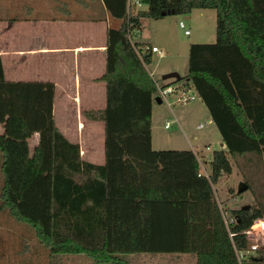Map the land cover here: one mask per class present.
<instances>
[{
	"label": "trees",
	"instance_id": "16d2710c",
	"mask_svg": "<svg viewBox=\"0 0 264 264\" xmlns=\"http://www.w3.org/2000/svg\"><path fill=\"white\" fill-rule=\"evenodd\" d=\"M139 1L144 9L102 0L119 19L106 29L98 77L104 106L81 111L103 122L100 164L81 160L78 144L55 126L54 84L6 80L0 60V209L29 225L49 251L83 253L97 263L127 264L123 253L186 252L194 264H236L233 245L246 244L239 231L261 213L228 209L234 219L226 227L212 184L230 173L227 154L264 152V0ZM192 8L214 9L215 37L189 43L186 73L173 81L197 92L224 143L212 150L207 175L191 149L151 147V54L146 49L140 58L135 47L148 45L128 34L142 18Z\"/></svg>",
	"mask_w": 264,
	"mask_h": 264
},
{
	"label": "rangeland",
	"instance_id": "374dc122",
	"mask_svg": "<svg viewBox=\"0 0 264 264\" xmlns=\"http://www.w3.org/2000/svg\"><path fill=\"white\" fill-rule=\"evenodd\" d=\"M138 27L137 39L144 44H155L162 50L161 54L151 51L150 61L146 63L151 70L153 79L160 84L173 81L174 78L162 79L161 74L175 70L180 76L187 70V51L189 43L212 42L214 40L215 12L213 8H192L189 12L179 14H165L158 18H142ZM181 20L183 26L177 22ZM183 28L189 29V34H183ZM143 46V45H140ZM173 68V69H169ZM166 70V71H164ZM172 80V81H171ZM156 95L155 92L153 96ZM152 96L151 102V125L152 147L157 149H171L187 147L191 143L198 157V161L210 170V163L206 162L205 155L212 148H218L220 135L213 124H207L198 128L194 127L196 120L202 119L201 114L207 111L199 97L181 104L173 103L168 107L163 101H156ZM169 99L172 96L168 97ZM99 102H77L75 109L86 110L88 105L98 106ZM91 110H94L91 109ZM73 110L64 113L62 107L56 103L53 122L56 127L64 130L67 139H77L79 158L84 159L87 153L94 155L98 152L99 132L96 123L87 121L88 117L80 114L75 115ZM205 113V112H204ZM68 114V115H67ZM78 114V113H77ZM85 118V119H82ZM177 118L180 127L174 120ZM165 120L169 126L163 127ZM89 124V125H88ZM64 125V128H63ZM92 125V131L87 128ZM160 139L155 143L154 139ZM208 142L209 147L204 148L202 142ZM102 143V137L99 143ZM79 143L83 148L79 149ZM100 143V144H101ZM207 145V144H206ZM99 145V152L102 146ZM202 151H201V150ZM202 152V153H201ZM231 171L225 180L212 184L213 195L222 208L224 214L228 209L237 208L246 204V208L259 209L264 217V152H246L243 154H227ZM78 175H76V178ZM2 176L0 172V187ZM241 183L246 187L237 192L236 188ZM256 218V217H255ZM254 218V219H255ZM253 219V220H254ZM252 220V221H253ZM251 221V222H252ZM250 222V223H251ZM259 248L255 255L264 258V236L258 240ZM261 242L263 245H261ZM127 264H194L195 256L186 252H133L120 254ZM0 264H110L97 263L83 253H56L42 246L33 229L12 218L6 209H0Z\"/></svg>",
	"mask_w": 264,
	"mask_h": 264
},
{
	"label": "crops",
	"instance_id": "0c3cea01",
	"mask_svg": "<svg viewBox=\"0 0 264 264\" xmlns=\"http://www.w3.org/2000/svg\"><path fill=\"white\" fill-rule=\"evenodd\" d=\"M145 7V4L140 2L136 9ZM118 23L119 19L108 13L102 0H0V60L3 77L6 80L52 82L53 119L56 103L63 108L64 113L70 114L72 110L73 112L76 110L74 116L83 115L79 109H75L74 103L77 102L93 103L103 99V104L98 103L96 107L88 105L84 109L102 108L105 99L104 82L98 77L104 70L106 29L116 27ZM137 30L138 28L132 29V41L143 43L137 39L139 36ZM155 96L157 97V95L153 97ZM156 101L160 102L159 98ZM204 112L201 114L202 119L196 120L194 127L197 123H202V126L211 123L215 126L208 111ZM174 119L180 127L177 118ZM86 120L96 123V130L103 143L102 120L91 118ZM57 128L65 134L64 130ZM92 129V125L87 128L88 132ZM99 138L98 152L94 155L87 153L81 160L94 164L103 162V148L102 152H99V145L102 146ZM68 140L77 143V139ZM154 141L159 143L161 140L156 138ZM27 142L31 151L37 142V134L33 133ZM150 144L152 147V128ZM187 144L185 148L173 149H191L193 145L191 146L189 142ZM218 144V148H212L210 151L225 149L221 137ZM202 145L204 148L209 147L207 141L202 142ZM82 148V144L79 143L80 151ZM202 154L206 156V162H209L211 152ZM204 164L199 162V171L208 173L209 170Z\"/></svg>",
	"mask_w": 264,
	"mask_h": 264
},
{
	"label": "built area",
	"instance_id": "2783aa9c",
	"mask_svg": "<svg viewBox=\"0 0 264 264\" xmlns=\"http://www.w3.org/2000/svg\"><path fill=\"white\" fill-rule=\"evenodd\" d=\"M126 1H127L128 5H133L135 7V9L137 8V5H139V3H140L139 0H126ZM177 24L179 27L183 26V22L181 20H178ZM182 32H183V34H189V29L183 28ZM132 33H133L132 30H130L128 32L130 37H131ZM130 40L132 41V38H130ZM135 49H136V52L140 58L142 56V53L146 49H148L149 52L154 51V52H157L158 54L162 53V50L159 49L156 45H150L149 47L143 46L140 48L135 47ZM148 72H149L150 76L152 77L153 75H152L151 70H149ZM152 80L155 84V94L158 96L159 101H163L168 107H170V104H173V103L184 104V103L190 101L191 99L198 97L197 92L192 87L182 88L179 85V82H174V83L166 82V83L160 84V83H157L153 79V77H152ZM170 96H172V98L169 99L168 97H170ZM202 125H203L202 123H197L195 125V127L198 128ZM168 126H169V122H168V120H165V122L163 123V127H168ZM191 150L194 152V154L198 160V157L194 151L193 146L191 147ZM198 163H199V161H198ZM200 172L203 173L204 175H207V173L203 170ZM218 207L220 209L224 224L227 227L228 222H230L234 218L232 216H230L228 214V212L226 214H224V212H223V210L219 204H218ZM239 233L243 235L244 239L246 240V244L244 247H236L235 245H233V251H234L236 264H250L247 261H248L250 256H255V251H257L259 248L258 240L259 239L262 240L263 236H264V217L263 216L256 217L248 226H246L245 228L240 230ZM232 234H234V232L228 231L229 236H231ZM261 245H263L262 242H261Z\"/></svg>",
	"mask_w": 264,
	"mask_h": 264
},
{
	"label": "water",
	"instance_id": "95a60500",
	"mask_svg": "<svg viewBox=\"0 0 264 264\" xmlns=\"http://www.w3.org/2000/svg\"><path fill=\"white\" fill-rule=\"evenodd\" d=\"M180 75L175 71V70H171V71H167L161 74V78L165 79V78H178ZM158 98V96H155V100ZM246 187V185L244 183H241L240 185L237 186L236 191L240 192L242 191L244 188ZM242 208H246L247 205H241Z\"/></svg>",
	"mask_w": 264,
	"mask_h": 264
}]
</instances>
